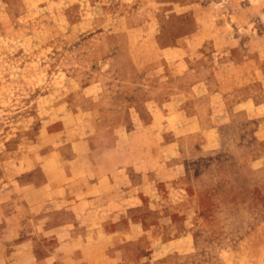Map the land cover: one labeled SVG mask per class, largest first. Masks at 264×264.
I'll use <instances>...</instances> for the list:
<instances>
[{"label":"rangeland","instance_id":"374dc122","mask_svg":"<svg viewBox=\"0 0 264 264\" xmlns=\"http://www.w3.org/2000/svg\"><path fill=\"white\" fill-rule=\"evenodd\" d=\"M0 264H264V0H0Z\"/></svg>","mask_w":264,"mask_h":264}]
</instances>
